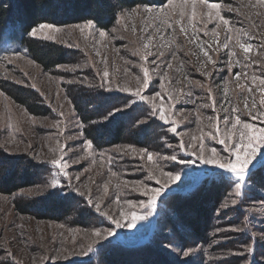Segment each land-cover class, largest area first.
Masks as SVG:
<instances>
[{
	"label": "rangeland",
	"instance_id": "rangeland-1",
	"mask_svg": "<svg viewBox=\"0 0 264 264\" xmlns=\"http://www.w3.org/2000/svg\"><path fill=\"white\" fill-rule=\"evenodd\" d=\"M219 2L224 5L221 14L230 22L233 34L237 30L247 32L248 36L242 39L259 50L250 53V59L244 58L235 40L229 49L222 46L229 26L220 23L216 28L218 21L207 19V8L199 0L194 20L190 19L191 0L187 3L185 0L169 3L168 0L163 5H137L122 10L109 30L98 28L92 21L68 25L41 23L54 27L40 29L39 24L34 27L37 35L33 37L56 41L79 51L76 61L59 65L54 72L45 71L25 48L17 51L9 42L0 46V79L36 88L52 108L49 115H33L0 88V146L11 155H27L47 165L45 176L36 185L22 188L13 195L0 193V264H69L95 258L99 250L112 243L131 246L146 241L164 251L172 264H264V187L259 177L246 178L242 194L237 195L235 184L238 181L234 174L200 160L201 154L208 158L213 148L220 157L227 155L224 145L219 143L226 135L225 117L230 115L224 109L238 107L241 120L253 122L244 109L247 97L250 107L253 99L256 101L254 114L264 110L259 104L261 93L256 86H252L251 94L238 87L246 81L250 85L252 75L264 76V48H261L264 3L257 0ZM147 8L152 11H145ZM157 9H164V13H158ZM181 26L187 36L180 31ZM56 28L60 31H55ZM100 31L107 35L101 37ZM214 31L220 33L219 43L211 35ZM149 37L151 44L145 49ZM201 43L211 45L215 65L209 63L202 67L205 57ZM231 50H235L237 56L232 58L230 66ZM148 53L151 55L145 61L143 56ZM145 68L149 70L147 88L144 87ZM105 70L109 72L107 78L102 76ZM205 72L210 75H204ZM237 72L241 73L239 81L235 78ZM75 82L126 94L129 101L120 110L140 104L150 118L162 123L166 135L164 149L155 151L129 142L103 149L91 142L89 147L90 140L67 93V87ZM137 91L146 99L136 96ZM169 96L171 99L167 98ZM161 107L168 119L176 122L178 134L173 133L172 125L161 121L159 115H153ZM217 118L219 131L216 130ZM254 123L264 126L259 120ZM181 141L184 149L180 148ZM201 144L203 153L199 148ZM144 149L147 152H143ZM193 152L196 155H192ZM147 153L152 154L151 160ZM173 155L176 160L167 159ZM61 158L67 164V176L57 174L56 167L49 163ZM254 164L256 167L261 163ZM218 171L232 177L234 187L216 208L207 240L200 242L193 233L186 235V239L178 232H171L167 222L174 221L175 216L166 212L163 197L171 192L188 191ZM169 172L179 173L180 180L168 184L166 173ZM54 178L65 186V194L70 192L69 178L72 187L78 189L71 192L70 198L77 204L76 211L87 214L84 224H76L72 216L69 220L56 221L15 210V197L47 196L52 191L50 184ZM165 184L168 186L158 198L154 212L140 207L141 202L147 203L150 199V192L147 196L144 194L146 190ZM128 201L135 205L134 209L128 206ZM96 203L100 205L99 212L93 206ZM133 210L147 218L138 220L134 228H115L112 219L127 223L121 213ZM149 212L152 214L148 215ZM110 228L115 230L113 237L94 243L96 230ZM89 246L92 247L90 252ZM185 252L189 254L185 256Z\"/></svg>",
	"mask_w": 264,
	"mask_h": 264
},
{
	"label": "trees",
	"instance_id": "trees-1",
	"mask_svg": "<svg viewBox=\"0 0 264 264\" xmlns=\"http://www.w3.org/2000/svg\"><path fill=\"white\" fill-rule=\"evenodd\" d=\"M167 1L0 0V46L9 42L15 45L17 51L25 48L27 54L45 71L54 72L59 65L76 61L79 51L56 41L30 36L29 32L34 27L45 22L68 25L92 21L98 28L109 30L124 9L137 5H163ZM0 88L33 115H49L52 112L36 88L6 79H0ZM67 93L83 124L86 137L96 148L129 142L155 151L164 149L166 135L160 121L150 118L140 104L120 110L129 101L126 94L78 82L70 84ZM116 109L119 111H115L113 116L108 115ZM46 166L27 155H11L0 146V193L13 195L22 188L36 185L45 176ZM252 172L264 187V163L256 166ZM233 187L234 179L218 171L188 191L169 193L163 197V205L166 212L170 211L175 218L167 222L168 229L182 237L193 233L200 242L206 241L216 218L215 210L222 197ZM74 201L72 198L66 200L61 195L48 194L40 197L18 196L13 203L15 210L22 214L56 221L69 220L72 216L71 220L76 224H84L88 219L87 214L76 211ZM98 253L95 258L69 264H172L167 254L150 241L131 246L112 243Z\"/></svg>",
	"mask_w": 264,
	"mask_h": 264
},
{
	"label": "snow or ice",
	"instance_id": "snow-or-ice-1",
	"mask_svg": "<svg viewBox=\"0 0 264 264\" xmlns=\"http://www.w3.org/2000/svg\"><path fill=\"white\" fill-rule=\"evenodd\" d=\"M199 2L206 6L207 12L206 16L209 21H218L215 24L216 28H219V24L223 23L228 27V35L225 37V42L223 43V47L225 49H229L230 44H232L233 40H235V46H238L239 50H241L244 54L245 59H250V53H252L254 50L259 51L258 49H254V46L250 42H245L242 37L248 36L247 32H241L237 30L235 34H233V29L230 26V22L224 18V16L221 14V9L224 7L222 2H209V0H199ZM169 3H172V0H169ZM185 3H187V0H185ZM192 3V13L190 19H195L196 17V9L195 5L197 3V0H191ZM257 3H264V0H257ZM229 10H233L229 8ZM147 12H151L152 10L150 8L145 9ZM158 13L163 14L164 9H157ZM131 14V13H129ZM183 11H181L180 16L181 20L183 19ZM180 21H177L179 23ZM88 26H91L89 23ZM40 29L44 28H53V25H46L41 24L38 26ZM195 28V25H193ZM55 31L59 32L60 29L56 28ZM181 32L187 36V32L184 29L183 26H181L180 29ZM31 36L37 35V29L33 28L30 33ZM99 35L101 37H104L107 35L106 32L100 31ZM211 35L215 36L217 38L216 42L219 43V35L220 33L218 31H214L211 33ZM151 44V37H149L148 43L144 45V48L147 49ZM261 48H264V44L261 45ZM200 49L203 53V56L205 57V61L202 65V67H206L207 64L211 63L215 65L216 61L213 59L212 55L210 54L211 45L205 46V44H200ZM159 55H163V52H159ZM148 55H151V53H148L147 55L143 56V59L145 61L148 60ZM237 56V52L235 50L230 51V66H231V60L233 57ZM239 60H236L235 63L239 64ZM255 63V62H254ZM167 67L171 68V64H168ZM144 73V87L147 88L149 86V70L147 68L143 69ZM204 75L208 76L210 73L205 72ZM245 76H247V73H244ZM103 78H107L109 76V72L105 70L102 74ZM235 78L237 81L241 78V73L237 72L235 74ZM250 85L246 81L245 83H239L238 87L241 90H245L251 94L253 92V85L256 86V89L261 93V98L259 101V104L261 106H264V76H256L252 75L250 78ZM104 86L103 84L101 85ZM203 87V85H201ZM126 90V89H121ZM209 92H211V89H208ZM227 91V89H225ZM136 96H138L141 100H145L146 97L141 95L139 91L135 93ZM158 95V94H157ZM241 95H243V91L241 92ZM168 99H171V97H167ZM212 106L215 107V99L212 98ZM155 107V105H154ZM257 107L255 99L252 101L251 107L248 103V98L245 97L244 99V109L247 110L248 116L250 117L251 121L253 122H245L242 121L240 118V115L238 114L240 112V109L238 107H231L230 109H224L225 112H229L230 115L225 117V132L226 135L224 138L219 140V143L224 145V148L227 150V155L225 157H220L218 153L216 152V149L211 150V154L208 158H204V156L201 154L200 160L205 165H213L217 169L224 170L227 173L234 174L237 178V183L235 184L236 193L237 195L242 194V189L245 185L246 178L250 177V175H253L252 169L255 168L254 162H260L264 163V160H258V158H264V126H259L254 121H261L262 124H264V110L258 111L254 114L253 109ZM115 111H119V109L114 110V112H110L108 115L113 116ZM232 114L234 115V122L232 120ZM62 115V114H61ZM153 115H159V119L161 121H164L165 123H168L171 126L170 130L173 133H177V127L176 122L174 120H169L168 117L165 114L164 109L161 107L156 112L153 113ZM107 119V117L105 118ZM230 125V128H229ZM216 130L219 131V120L217 118V125ZM232 130H238V131H232ZM178 134V133H177ZM213 139H215V136H212ZM196 138L193 137V140ZM88 146L91 147V141L88 142ZM185 145L181 141L180 148L184 149ZM201 153H203V144L199 145ZM143 152H147L146 149L142 150ZM192 155H196L195 152L191 153ZM148 159L151 160L152 154L147 153ZM167 159L170 160H176L177 157L175 155L171 157H167ZM49 163L54 165L57 169V174L62 173L64 176H67V172L65 171L67 164L63 159H56L52 160ZM181 163H188V161H181ZM191 163H195V161H191ZM166 176L168 178V184L179 181L180 180V174L179 173H166ZM154 178V177H153ZM168 184L162 185L159 188H152L150 190L145 191V195H149V192L151 193L150 199L147 201V203L141 202L140 207L143 208H150L152 212L156 209V204L158 198L163 194V190L167 188ZM64 187L61 184V181L59 179H53V181L50 184V188L52 189L51 192H49V195H61L64 199H69L71 192L78 191V189L73 188L71 185V181L69 178V182L67 184V187L70 189V192L65 194ZM128 206L132 209L135 208V205L131 201H128ZM233 204L236 203L235 200L232 201ZM97 212L100 211V205L98 203L93 205ZM152 212H149L148 215H151ZM106 215V213H105ZM122 217L127 220V223H122L121 220L112 219V223L115 225V228H121V227H127V228H134L136 226V223L138 220L146 219V216L137 215L136 212L130 211L128 214L121 213ZM111 219V218H110ZM94 236L96 237V240L94 243H99L102 241L107 240L109 237H113L115 235L114 229H107V230H96L94 233ZM88 251H92V247L89 246ZM189 253L185 252L184 255L187 256Z\"/></svg>",
	"mask_w": 264,
	"mask_h": 264
}]
</instances>
